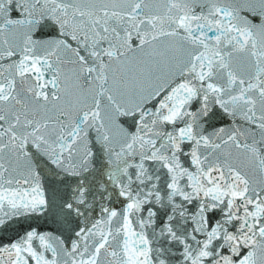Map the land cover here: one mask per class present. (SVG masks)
<instances>
[{"label": "snow or ice", "instance_id": "6c2138e0", "mask_svg": "<svg viewBox=\"0 0 264 264\" xmlns=\"http://www.w3.org/2000/svg\"><path fill=\"white\" fill-rule=\"evenodd\" d=\"M0 264H264V0H0Z\"/></svg>", "mask_w": 264, "mask_h": 264}]
</instances>
